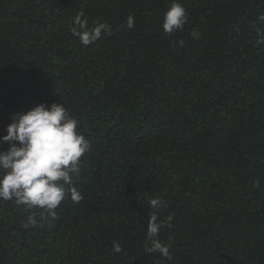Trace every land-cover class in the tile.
<instances>
[{
  "label": "trees",
  "instance_id": "trees-1",
  "mask_svg": "<svg viewBox=\"0 0 264 264\" xmlns=\"http://www.w3.org/2000/svg\"><path fill=\"white\" fill-rule=\"evenodd\" d=\"M176 2L166 34L172 0H0V137L63 103L90 144L56 219L0 200V264H264V0ZM80 12L112 34L83 46ZM154 198L171 259L144 251Z\"/></svg>",
  "mask_w": 264,
  "mask_h": 264
},
{
  "label": "clouds",
  "instance_id": "clouds-1",
  "mask_svg": "<svg viewBox=\"0 0 264 264\" xmlns=\"http://www.w3.org/2000/svg\"><path fill=\"white\" fill-rule=\"evenodd\" d=\"M83 16V12L77 14L70 29L83 46L95 43L102 34H112L110 27L104 23L89 29ZM261 19L264 20V16ZM134 20L132 15L127 17L128 29L134 27ZM186 22L185 8L172 0L164 13L162 30L171 34L183 29ZM190 35L199 39L196 30ZM257 37V43L264 44V28L257 30ZM10 120L11 123L5 128L6 135L0 137V143L9 145L6 151H0V200H14L29 211L41 209V220L45 214L54 220L55 209L65 198L70 197L74 203L83 199L80 191L71 185L73 178L80 175V158L89 151L90 144L77 131L78 121L63 103L50 106L41 103L26 112L12 114ZM149 207L154 211L148 220V244L144 251L148 254L159 253L161 257L171 259V245L162 243L158 237L161 228L171 227L173 217L169 215L166 220H159V210L166 207L165 201L160 198L150 199ZM38 224L36 213L32 212L24 227H36ZM112 251L120 253L121 245L114 244Z\"/></svg>",
  "mask_w": 264,
  "mask_h": 264
}]
</instances>
